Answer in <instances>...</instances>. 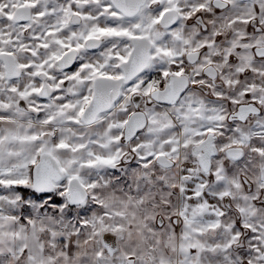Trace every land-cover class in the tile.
<instances>
[{
	"label": "snow or ice",
	"instance_id": "6c2138e0",
	"mask_svg": "<svg viewBox=\"0 0 264 264\" xmlns=\"http://www.w3.org/2000/svg\"><path fill=\"white\" fill-rule=\"evenodd\" d=\"M0 264H264V0H0Z\"/></svg>",
	"mask_w": 264,
	"mask_h": 264
}]
</instances>
